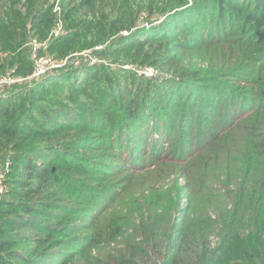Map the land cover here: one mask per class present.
<instances>
[{"label":"trees","instance_id":"obj_1","mask_svg":"<svg viewBox=\"0 0 264 264\" xmlns=\"http://www.w3.org/2000/svg\"><path fill=\"white\" fill-rule=\"evenodd\" d=\"M34 40L39 57L81 59L30 79ZM193 55L208 70L183 64ZM9 74L26 82L0 96V264H264V0H0ZM199 97L212 101L203 115ZM124 172L117 193L94 198ZM168 176L186 180L185 207L177 185L155 189ZM135 214L143 243L96 259Z\"/></svg>","mask_w":264,"mask_h":264},{"label":"rangeland","instance_id":"obj_2","mask_svg":"<svg viewBox=\"0 0 264 264\" xmlns=\"http://www.w3.org/2000/svg\"><path fill=\"white\" fill-rule=\"evenodd\" d=\"M195 26H196V24L192 26V29H194ZM181 42L184 43L185 41H181ZM173 54H176V52L173 53ZM77 58H80V57H77ZM80 59H77L78 62L77 61L74 62V61H71L70 60L71 65L75 64V66H77L78 63H79V61H80ZM183 62H184L183 64L185 66H187V67L199 68V69L204 70V71L208 70V63L205 62L204 60L200 59V57L198 55L184 57ZM68 68L69 67H68V62H67L66 67L62 68L61 71L62 72H67L68 71ZM154 70H155L157 76H159L161 74H164V75H167L168 76L167 71L165 73H163L159 68H155ZM53 71H57V70H53ZM52 72H50V73H52ZM1 78H2V75H0V79ZM35 80H38V79L36 78ZM28 81L29 82H32L33 80H28ZM6 86L7 85H0V96L3 95L2 94V90ZM7 87H10V86H7ZM188 89H189V87H188ZM189 90L191 91L192 89H189ZM221 92H223V91H217L215 95H217V94H219ZM230 93L231 92L229 90H227V92L224 93V94L225 95H229ZM224 96H219L218 95V99L221 100V101H224V99H223ZM203 101H204V99L202 97H199L198 98V103L196 105V109L199 110L200 111V114H202V115L205 114V108L206 107H209V105L212 103V101H206V102H210V104L208 105V103L203 102ZM190 104L191 103H188L187 102L185 105L186 106H189V108L192 110V106ZM216 104H217V107L220 106L219 101L216 102ZM231 105H236V104L234 102H231V101L225 103V106L227 108H230ZM211 106H212V104H211ZM196 109L194 110V112H197ZM143 111H145V112L142 113L143 114L142 115L143 118H145V116L147 114L148 117L153 120V118L150 117L153 114V112L152 111H149V108L144 109ZM139 113L140 112H138L137 116H139ZM215 115H216V117L213 118V120L215 122H219L221 119H225L226 118L224 116L221 118L219 116V113L218 112H216ZM156 119L158 120L160 118H156ZM188 119H190V117ZM161 122L164 123V119H162ZM199 123L202 124L200 121H199ZM204 126H206V125H204ZM178 127H179V125H177V128ZM134 131L135 132H138V130L136 128L134 129ZM175 134L177 136L178 135H182V137L183 136L186 137V134L185 133L175 132ZM116 135H117V133H116ZM155 136L156 135H153L152 136L151 141H153L154 138L157 137V136L156 137ZM155 140H158V137ZM203 140H205V138H203L201 141H203ZM128 144H132V143L129 141ZM158 149H160V148H158ZM123 151L125 153L130 151L128 145H126L124 147ZM90 155L93 157V156L96 155V153H91ZM115 156H116V154L114 152H111L110 156L107 157L106 159L109 162L108 163L109 166L115 167V169H119V168H121V166L123 167V164L120 163V162H118V161H116ZM113 165H115V166H113ZM112 167H111V169H112ZM111 169H109V170H111ZM124 170H127V169L124 168ZM151 170H153V168H148L147 169V172H150ZM129 175H130L129 173L124 172V175H119V176L115 177L113 179V181H111V182L108 181V183L107 182L106 183H102V182L96 183L97 184V187L102 192L105 190L106 193H99L101 196L94 197V198L100 200V198H109L111 196V194L117 193V191L119 189H121L122 186L124 185V182L126 180L125 177H127ZM180 178H181V176H179V177H176V176L175 177L174 176L169 177L168 176V177H166L165 180H162V184L156 186L155 189H158L159 186H160V187H162L164 189V191H167V190L173 189V187L177 185V187L180 188V190H178V195L181 196L180 197L179 205H180V208H182V207H185V205L187 203V200L185 198V192L183 190L186 187V180L185 179H180ZM1 184L2 183L0 182V194L5 189V187L3 188V186ZM89 193H91V192H89ZM57 197L59 198V197H61V195H57ZM103 201H104V199H103ZM92 208H93V206H92ZM94 208H97V207H94ZM111 208L116 209V210H119L120 205H112ZM143 211H144L145 214L148 213L147 209H144ZM81 218H85V217L83 216ZM143 221H146V220H143ZM143 221L139 217H137V215L135 214L134 217L130 220V222L129 223L127 222L125 224L123 233L117 239V241H115V242H113L111 244H107V242H104L105 239H102V243L100 245H98V247L95 249V251L93 253V256L96 259H98V260H106L107 257L110 256V255L116 256L119 251H123V253H126L127 255H129L130 254V251H131V246L134 245V244H142L143 241H144V239L146 238V234H149L150 233L149 230L143 229V226H144V222ZM172 221L173 222H180L179 218H174V219H172ZM98 234H100V233L99 232H96L95 236L99 239V237H98L99 235ZM65 251H67L66 248H64V252ZM58 252L59 253H62L60 250ZM149 253H150V251H149ZM149 255L152 258V260L157 259V257L155 255H151V253ZM149 255L148 256H145L144 255V256L147 258V257H149ZM134 260H135V264H144L143 263V260L141 259V255L136 256L134 258ZM99 262H101V261H99Z\"/></svg>","mask_w":264,"mask_h":264},{"label":"built area","instance_id":"obj_3","mask_svg":"<svg viewBox=\"0 0 264 264\" xmlns=\"http://www.w3.org/2000/svg\"><path fill=\"white\" fill-rule=\"evenodd\" d=\"M65 34H66V31L64 30L61 21L57 22L55 25V28L52 31L51 37L57 38ZM124 35H127V33L125 32ZM31 47L33 49L32 60L34 61V64H35V72H34V75L30 79H36V78L40 79L42 76H46L53 70L62 69L66 67L67 62H68V67L71 66L70 61H67V60L64 62H57L47 56L39 57L38 52L41 49L42 45L38 44L37 41L35 40L31 43ZM102 48L103 47H98L97 50H100ZM81 55L85 57L87 60H90L91 64H96L100 62L96 57L92 55L91 51L83 52ZM71 61L75 62L77 61V59L74 58ZM139 75L141 76L143 75L145 77L151 78V77L156 76V72L153 68H144L143 70L139 71ZM25 80L26 79L15 78L11 74H9L6 77H3L0 79V85L11 86L12 84L21 83Z\"/></svg>","mask_w":264,"mask_h":264}]
</instances>
